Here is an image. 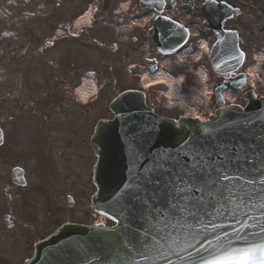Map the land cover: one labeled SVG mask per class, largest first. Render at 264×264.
I'll return each mask as SVG.
<instances>
[{
  "label": "flooded vegetation",
  "instance_id": "1",
  "mask_svg": "<svg viewBox=\"0 0 264 264\" xmlns=\"http://www.w3.org/2000/svg\"><path fill=\"white\" fill-rule=\"evenodd\" d=\"M67 5L81 10L74 0H0V264H23L66 221H102L90 203L88 105L72 91L86 70L53 58L64 50L39 56L27 24ZM25 34L33 36L26 44Z\"/></svg>",
  "mask_w": 264,
  "mask_h": 264
},
{
  "label": "snow or ice",
  "instance_id": "2",
  "mask_svg": "<svg viewBox=\"0 0 264 264\" xmlns=\"http://www.w3.org/2000/svg\"><path fill=\"white\" fill-rule=\"evenodd\" d=\"M245 56L241 51L236 59ZM3 136L0 129V143ZM131 165L134 177L124 195L134 202L138 226L115 237L106 264H173L172 255L190 257L193 264H264V239L239 248L218 234L215 247L209 240L196 248L188 239L211 231L208 225L215 228L220 218L240 224L235 240L264 237V118L190 129L170 148L148 157L133 146ZM249 221L259 233L246 232ZM188 248L197 255H181Z\"/></svg>",
  "mask_w": 264,
  "mask_h": 264
},
{
  "label": "water",
  "instance_id": "3",
  "mask_svg": "<svg viewBox=\"0 0 264 264\" xmlns=\"http://www.w3.org/2000/svg\"><path fill=\"white\" fill-rule=\"evenodd\" d=\"M158 10L161 5L156 6ZM206 15L204 25L212 28L218 37L214 45L210 60L213 68L220 73L235 69L241 62L236 57L241 52L237 44V34L222 28L223 21L233 13L238 12L228 4L215 1H206L203 5ZM187 29L180 24L159 17L155 20V27L149 35L157 44L159 50H169L179 46L187 36ZM219 65V67H217ZM243 75L229 79L216 90L218 103L223 101L220 90L229 86H241ZM249 104L246 107L239 105L223 106L216 115L208 121L194 118L179 120L157 115L146 105L145 94L139 90H129L121 93L110 104L114 113L112 119L101 120L93 137V146L99 157L95 167L100 193V210L109 217L118 220L115 227H88L65 225L46 240L36 246V252L27 264H106L112 245L117 236L122 237L126 229L138 226L134 202L124 195L125 186L129 185L134 177L132 170V147L139 149L142 158L163 152L170 148L186 131L214 127L220 121L239 123L247 118H264V98L257 99L250 91L246 93ZM133 134L135 138L133 141ZM250 227L247 233H259L260 228L248 222ZM216 225H208L211 231L194 239L189 237L191 244L199 248L201 244L208 246L209 240L215 247V235L232 239L234 247H249L258 244L264 239L260 235H248L247 239H233L234 229L240 227L235 220L220 218L214 221ZM184 246L183 240L181 247ZM192 252L196 256L195 248H188L181 252L187 256ZM205 255L207 253H204ZM98 257H100L98 259ZM173 264H193L192 259L181 260L176 255L171 256ZM113 264H119L118 261ZM154 264H165V261H155Z\"/></svg>",
  "mask_w": 264,
  "mask_h": 264
},
{
  "label": "rangeland",
  "instance_id": "4",
  "mask_svg": "<svg viewBox=\"0 0 264 264\" xmlns=\"http://www.w3.org/2000/svg\"><path fill=\"white\" fill-rule=\"evenodd\" d=\"M41 1L47 0H37V3ZM94 1L96 0H75L74 2L82 5L80 12L83 13L88 9L89 4ZM107 1L108 2L106 4L104 3V5H106L105 7L103 6L104 9L98 11L97 16H99L100 20L97 29L99 33L102 31V35L108 36V38L111 39L110 41L117 43L118 46L114 50H111L108 47L101 48L100 44L98 43H86V48L72 50L71 53H69L68 49H64V57H67V63L69 65L79 67L87 64L89 67H94V69L97 68V79L103 86V88H101V90L99 91L98 98L95 100V106L92 110L89 111L88 134H90L91 127L92 125H94V122L98 117L111 116L109 103L117 93L126 88L143 89L142 77L148 75V70L145 67L144 59L145 57H147L148 53H151V56L149 57H158L161 63L159 73L167 76V78L171 80V82H168L169 84L174 82L176 85L175 87H177V89L179 88L181 95H185V98L189 100L193 105L197 104L195 103L196 101L204 98V93L200 88L201 85H199L198 81V77L200 76V74H202L203 72H207L210 77V84L215 85L216 82H221L222 76H217L216 73L212 70L206 52L203 51L202 48L200 49V42H198V45H196L194 39L191 40L194 42L193 44L189 43L188 46L172 53L167 59L165 58V56L163 57L157 55V51L153 42L149 39L147 31L142 30V27H135L134 30H132V33L129 32L126 35H124V33L117 35L121 39L119 40L118 37H116L117 32L116 30H114L115 27L109 24L110 22H114V16L112 14L113 9H116L118 4L120 3L129 2L131 13L138 10L141 13H145L146 11L143 12V10H140L138 0ZM196 1H198V3L194 7L188 6L186 0L182 4H178L175 8V11L173 9H170L169 12L172 14L174 13L176 17L181 18L182 20H185L187 16L192 15L193 20L197 19L196 21L200 22L203 19V15L199 6L204 0ZM226 1L233 5L241 7L242 10V13L239 16L231 18L225 23L226 27H235L236 29L243 32L242 48L246 52V60L241 66L240 71H246L249 67H254L258 78V90H260V93L264 94V17L262 19H253L246 17L248 15L246 12L248 7L255 4L258 5L264 12V0ZM245 5H247V7H245ZM105 10L106 12L101 15V12H104ZM196 16H198L199 18ZM129 18L130 17L126 16V20L123 21L124 23L120 24L128 26V22H130ZM33 20L37 21V19ZM33 20H29L31 24H33ZM68 20L71 19L56 18V23L62 24ZM106 21L109 25L105 24ZM44 25H46V23L40 25L39 23H35L33 27L35 29H38V27L42 28L44 27ZM59 25L57 26V28H59ZM47 28L48 26L45 28L44 34L39 36L40 43L42 42V40H44L45 36H50L52 33L53 29ZM196 29L199 30L198 27H196ZM200 30L202 32L200 37H204L209 43H212L214 41L215 36L212 31L206 30L204 28ZM94 35L96 36L97 33L95 32ZM27 41L28 36H25L24 42L27 43ZM68 53L69 55H67ZM198 56H200V58H198ZM256 56H261L262 59L257 60L255 58ZM197 59L198 62H196ZM132 64H135V67H131ZM167 89L168 87L163 84L155 91L151 90L149 99H154L153 101H156L155 98L163 100L167 99L162 94V91L166 92ZM240 97H242V92L239 93L238 101L239 103H244L245 100L241 99ZM176 103L177 106L174 108V111L164 109L162 106H160L159 112L171 117H176L182 110L180 104L177 101ZM90 156V162H94L92 154H90Z\"/></svg>",
  "mask_w": 264,
  "mask_h": 264
},
{
  "label": "bare ground",
  "instance_id": "5",
  "mask_svg": "<svg viewBox=\"0 0 264 264\" xmlns=\"http://www.w3.org/2000/svg\"><path fill=\"white\" fill-rule=\"evenodd\" d=\"M87 15L88 13L82 17L81 19L78 20V23H81V22H86L87 20ZM167 81H170L167 76L163 75V74H155L153 76H148L146 75V77H144V82L146 85H151V84H155V83H164V82H167ZM173 81V80H172ZM171 85V90H170V94H168V96L170 97H174V96H177V94H180V91H179V88L177 89V87H175V83L172 82L170 83ZM93 90H94V86L90 85L88 86V90L83 92V93H78L82 99H87L92 93H93ZM225 96L228 97V94L225 93ZM186 104H182L183 107H185Z\"/></svg>",
  "mask_w": 264,
  "mask_h": 264
},
{
  "label": "clouds",
  "instance_id": "6",
  "mask_svg": "<svg viewBox=\"0 0 264 264\" xmlns=\"http://www.w3.org/2000/svg\"><path fill=\"white\" fill-rule=\"evenodd\" d=\"M255 58H256L257 60H261V59H262L261 56H256ZM249 75H250V76H254V75H255L254 70L250 69V70H249Z\"/></svg>",
  "mask_w": 264,
  "mask_h": 264
}]
</instances>
